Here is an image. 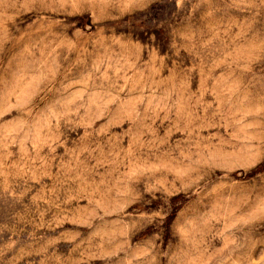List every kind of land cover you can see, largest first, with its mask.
Returning a JSON list of instances; mask_svg holds the SVG:
<instances>
[{
  "label": "rangeland",
  "instance_id": "1",
  "mask_svg": "<svg viewBox=\"0 0 264 264\" xmlns=\"http://www.w3.org/2000/svg\"><path fill=\"white\" fill-rule=\"evenodd\" d=\"M0 264H264V0H0Z\"/></svg>",
  "mask_w": 264,
  "mask_h": 264
}]
</instances>
